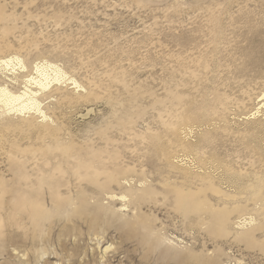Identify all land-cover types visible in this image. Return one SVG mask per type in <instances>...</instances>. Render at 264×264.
Wrapping results in <instances>:
<instances>
[{
  "label": "rangeland",
  "instance_id": "1",
  "mask_svg": "<svg viewBox=\"0 0 264 264\" xmlns=\"http://www.w3.org/2000/svg\"><path fill=\"white\" fill-rule=\"evenodd\" d=\"M14 57L82 89L0 114V264H264V0H0Z\"/></svg>",
  "mask_w": 264,
  "mask_h": 264
},
{
  "label": "bare ground",
  "instance_id": "2",
  "mask_svg": "<svg viewBox=\"0 0 264 264\" xmlns=\"http://www.w3.org/2000/svg\"><path fill=\"white\" fill-rule=\"evenodd\" d=\"M33 68L35 69L34 73L28 74V70H26V67L23 63V60H21L19 57L3 59V61L0 62V75L2 76V78L3 77L5 78V81L3 82L4 87L0 86V114L14 115V116H18V117L19 116L26 117V116H31V115L33 116V115L39 114V115L43 116V118L45 120V119H47V116L41 109L42 103L40 100L45 99L47 97H50V94L53 92L54 88L57 91L61 90V88H64V87L67 88L69 86H73L74 90L75 89H82V87L79 85V83L76 82V80L74 81L71 78H69L66 75V73L62 70V68L59 69L57 66L49 64L47 62L46 63H37ZM20 85H23V88H22L23 90L18 91V92H14L13 90H16L17 87ZM78 92H80V90ZM63 98H65V97H63ZM262 98L264 101V94L262 95ZM256 114H259V111H257ZM256 114H254V116ZM28 162L24 161V163H22V166L24 169L27 168ZM83 166H84V168H86L87 172L89 170H91L92 168L95 169V172H92V173L88 172V173H91V177H92V175H94V177L92 178V181H94V182H98L99 178L102 177L103 175L108 176V179L110 181L108 184H110V186H112L115 183H117L119 185V182H121V180L124 179L126 176V175H123L122 178L119 179V177H121V176L117 172H108L107 170L105 171L104 169L97 168L93 164H90V163L83 165ZM23 168H22V170H23ZM57 171H61V170H57ZM101 171H103V172H101ZM106 173H107V175H106ZM29 179L30 178L25 179L26 182H28ZM26 185H27V187L31 188V183L29 184V182H28ZM36 188H38V190H40L42 192L43 186L39 185ZM119 188H120V186H119ZM50 189H52V186L49 188V190ZM178 193H179L178 199L180 201V205L178 204V202H177V205L179 207H181V205H183L184 207L191 208V210H194V209L200 210V208H202V206L204 205V203L202 201H200L201 199L199 200L195 194L185 195V193L180 189H179ZM106 194H109V196L111 197V199L113 201L117 199L118 201L120 200L121 202L122 201L126 202V200L128 199V196H125V195H123L121 198H118V196H116V195H110L111 194L110 192H107ZM56 197L58 199L62 198L60 195V191L56 194ZM36 198H37L36 201L27 200L26 207H30L31 212H32V216L38 215L39 218H41L43 213H44L43 212L44 208H46V202L44 199L42 200L39 197H36ZM52 201H53V199H52ZM53 204H54V207L59 206L56 201H53ZM22 208H25L24 202H23L22 207L19 209H22ZM13 209H14V207H13ZM57 211H60V210L57 209ZM227 217H228L227 214L223 215V219L227 218ZM54 219H56V220H54ZM248 220H249V222H248ZM248 220L245 221V224L243 223L244 227L251 226L256 221L253 217H251V218L249 217ZM63 221L64 220L61 217L54 216L53 218H51L50 221H48V222L46 221L44 223V225L48 224L49 232L51 234V232H53L56 229V226L60 227V225L62 224ZM93 222H94V220H93ZM243 224H241V225H243ZM39 235H41V234H39Z\"/></svg>",
  "mask_w": 264,
  "mask_h": 264
}]
</instances>
